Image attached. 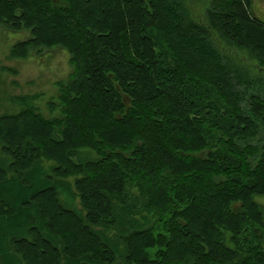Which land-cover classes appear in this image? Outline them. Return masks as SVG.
<instances>
[{"label": "trees", "instance_id": "1", "mask_svg": "<svg viewBox=\"0 0 264 264\" xmlns=\"http://www.w3.org/2000/svg\"><path fill=\"white\" fill-rule=\"evenodd\" d=\"M206 15L264 66L250 0ZM2 23L33 34L10 56L62 44L74 71L62 118L0 110V264H264V79L185 0H0Z\"/></svg>", "mask_w": 264, "mask_h": 264}, {"label": "rangeland", "instance_id": "2", "mask_svg": "<svg viewBox=\"0 0 264 264\" xmlns=\"http://www.w3.org/2000/svg\"><path fill=\"white\" fill-rule=\"evenodd\" d=\"M185 2L192 18L209 27L213 42L232 63L244 69L251 77L264 79V66L249 48L228 43L208 24L206 11L212 0H185ZM250 2L252 13L264 21V0H250ZM153 35L158 43V50L165 52L169 58V52L160 36ZM32 36L30 29L24 27L17 29L4 23L0 24V110L14 112L21 108L11 101L13 96L39 94V98L35 100L38 111L46 118H62L63 105L59 94L62 83H66L74 71L72 55L64 45L55 44L50 47L33 48L26 58L10 56V51L16 43ZM91 152L92 157H96L93 153L95 151ZM44 163L49 167L54 161L45 160ZM76 177L70 176L68 179L74 182ZM132 191L137 193L135 187ZM257 200L264 206V196L257 197ZM151 218L156 219L152 216ZM262 244L264 247V233Z\"/></svg>", "mask_w": 264, "mask_h": 264}]
</instances>
